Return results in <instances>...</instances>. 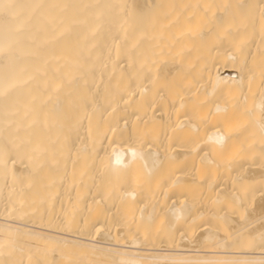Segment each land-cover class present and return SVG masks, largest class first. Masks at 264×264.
<instances>
[{
  "label": "bare ground",
  "instance_id": "bare-ground-1",
  "mask_svg": "<svg viewBox=\"0 0 264 264\" xmlns=\"http://www.w3.org/2000/svg\"><path fill=\"white\" fill-rule=\"evenodd\" d=\"M0 264H264V0H0Z\"/></svg>",
  "mask_w": 264,
  "mask_h": 264
}]
</instances>
